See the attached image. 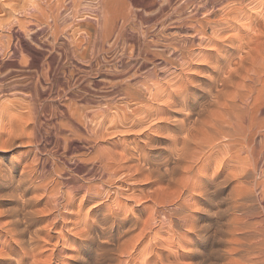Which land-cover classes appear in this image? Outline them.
<instances>
[{
	"label": "rangeland",
	"instance_id": "obj_1",
	"mask_svg": "<svg viewBox=\"0 0 264 264\" xmlns=\"http://www.w3.org/2000/svg\"><path fill=\"white\" fill-rule=\"evenodd\" d=\"M59 1L0 0V103H2V106H0V114L3 113L2 120H4L2 122L0 121V127L2 126L1 128L3 129V127L8 126V122L6 121H9L10 117L15 119L16 116L20 118V116L23 117L26 114L22 122L25 124L27 120L28 130H34L36 133V138H34L33 143H27L29 138H27L28 130H26L24 138H18V141L24 140L25 142L7 151L0 149V156L5 157L4 161H13L15 164H18L17 170L19 172L24 168V165L27 166L34 163L33 157L38 152L41 161L39 170L50 175V185H53L54 180L58 179L61 183L57 189L58 191L60 189H64V191L71 189L74 193L71 196L70 206L66 207L64 204L67 203V196L61 199V201L59 197V202L56 203L48 197L44 189L38 191L39 193L37 194H40V197L37 198L38 200H33L29 203L30 210L34 208L36 212V215L31 218L32 222L29 224V231L24 235L20 234L21 236L14 235L15 238L12 236L13 234L7 233L5 230L8 226L6 223H8L9 217L0 216V264H121L120 259H126L128 256L124 254L120 256L119 244L117 240L115 241L117 236L110 237V232L107 235L109 238L103 236L100 233L101 228L98 227L97 230L93 231L94 238L89 241H83V238L79 235L81 231V223L78 225L80 217L81 219L86 218L88 222L90 221V216L93 214L102 216L109 211L108 209L110 207L120 208L122 206L123 209L121 210L120 208L119 210L128 215L140 208L137 213H141L144 216L143 219H147L151 213L155 214V210L153 211L152 209L155 206L153 202L147 201L143 197L146 194L154 192L155 189L158 191V189L160 190L166 187V185L158 182L155 183L145 178H137L136 180L123 182L125 176H120L111 185L103 183L105 182V177L103 178L104 181L101 180L99 176V162H96L93 156L98 150V147H100L99 145L101 147L109 145L115 152L122 151L126 146L122 140L124 136L129 137L135 133L148 131L146 126L156 121L154 118L149 119L150 122L137 126L134 130L129 131L132 128L129 125L132 120L130 110L136 106V102L134 100L135 103L132 101L126 102V99L121 94L126 83L134 84L144 75V71L152 66V64H146L147 67L145 70H139V65L142 60L136 54L142 42V31L149 27L150 29L148 30L151 35L149 38H155L162 43L165 41H174L177 43L197 42L198 40L197 38H192V31L184 27L181 28L177 23H172L168 19L164 24L154 20V16L158 13L163 0L157 1L153 5L151 4L152 7L149 2L151 0ZM73 1L80 2L74 3ZM171 1V4L168 7L165 6L158 16L168 15L172 12V9L179 5H184V7L190 6L187 5L188 3L183 4L186 3L183 0ZM195 1L197 4H201L205 0ZM262 5L253 9L255 12L257 11L256 13L252 10V17L254 13L256 15L261 12L262 8H264V4ZM33 6L37 9H34ZM190 10V8L185 9V16L188 17L190 15ZM54 11L55 15H58L57 19L54 17L55 15L53 16ZM102 13L115 26L114 33L108 39L104 38L99 33L100 31H96L99 28V23L104 19L105 15L103 16ZM219 13L220 10L216 11L215 15L212 16L213 19H216L215 17L218 18L219 16H216V14L219 15ZM122 14H128L130 16V22L125 26L121 17ZM202 15L204 16V14H199V17H202ZM146 17L148 23L144 22ZM248 24H240L244 27L242 28L240 25L236 26L235 23H232L234 28L236 27V30L239 28L238 35L242 37L247 33L244 31L241 33L240 30L248 29ZM257 25L259 26V23ZM257 25L255 26L257 27ZM231 28L228 31H232L231 33L235 34L237 31ZM119 29L122 31V34L117 39L120 33H118ZM197 49L196 52H198ZM14 50L17 51V54ZM50 62L53 65L51 69L49 68V71L48 67L50 66L48 63ZM157 62L161 63V61ZM159 67H161L159 68L160 71L164 68L163 64ZM46 72H49L47 76H45ZM30 107H34V112H36L32 116L33 120L29 116ZM99 110H104L102 113L104 112L107 118L102 117L101 114L98 115L101 112ZM95 111H98V113ZM93 112L94 114L92 116ZM96 113L99 117L95 115ZM262 113L259 114L264 116V113ZM121 115H125L126 118H122ZM37 121L40 122L38 123ZM97 121L99 122V126L101 123L107 122L103 124L106 129L109 125L110 129L106 130L104 127L101 129L102 133L105 132V135L101 134L102 138L104 135L103 139H101L98 133L99 126ZM60 122H67L69 125L72 124L74 128L69 129ZM91 130L93 131L91 132ZM89 135H92V137L90 138ZM99 138L100 140H98ZM89 139L91 141H88ZM92 139H94V142ZM222 139L225 140L224 138ZM222 139L218 142L225 144V141L223 142ZM262 139H264V136ZM222 143L220 144L223 145ZM89 152L90 154H88ZM89 156H92L91 159ZM221 156L222 154L219 157H210L209 161L207 160L203 166L205 167L203 168L205 171H202L206 175H212L215 172L213 175L215 176L217 174L216 178L218 181L223 180L226 174L233 173L231 170L234 171L235 165L232 163L237 165L236 162L228 159L229 157L227 156L228 161L221 160ZM263 157L264 145L261 148L260 159L257 164L259 166L256 165L253 167V171L251 170L252 175H250L252 177L249 175L250 183L255 187L250 192L252 194L249 202L252 201L255 204L246 202L248 203L249 211L245 218L246 220L249 219L248 224L250 225L247 224L249 227L244 228L246 232L244 229H241V232L237 233V230L233 227L234 225H240L242 227L240 222L244 221V215L240 213L242 211L234 213L235 211L231 209L233 208V203L230 201V196H227L230 195L229 193L232 191L233 186L240 184L238 186L240 187L244 181V179L234 176V178L232 177L233 180L230 178L220 185L216 193L217 198H214V203L210 206L211 211L202 212L201 215L197 214L196 222L198 223V231L190 232L185 243H183V240L180 241L181 246H178V253L182 257V264H197L200 259L204 261V264H233L228 261L240 257L238 252L235 251L236 254L234 253L232 250L233 247L242 249L240 251L241 254H246L245 249L249 250L247 255H251L250 257L248 255L250 259H255L256 257V259L261 258L262 264H264V199H259L262 198L261 185L264 183V166H261L264 164ZM24 162L26 163L24 164ZM56 163L58 164L55 165ZM60 168H62L61 171ZM235 169L237 173L238 169ZM237 178L240 179V183H238L239 179ZM88 181H91L90 183H93L95 186L101 187V192L103 191L100 195L89 198V201H87V193L84 196L85 191L79 188V185L81 186ZM254 183H256L257 187ZM251 184L250 186H252ZM119 187L126 196L121 194V198L116 202V193L114 191ZM124 187H127L129 190ZM2 192L5 194L7 190ZM34 192L36 194L37 191H30L28 195H34ZM130 193L133 195L134 193L136 194L134 196L135 198H133L134 200H127V196ZM137 196H139L138 199L136 198ZM140 197H142L141 200H139ZM186 197V209L183 214L179 213L174 221L170 223L164 222V225L157 217L151 220V229L149 231L151 235L148 233L149 236L144 239V242L135 251L133 255L134 260L131 264H141L144 254L143 256L142 254L140 255L141 250L139 251V249L153 242L151 240L152 235L159 234L157 237L165 240V245L169 244L168 246L175 247V249L178 248L176 246L179 244V240L184 233H187L186 231L188 229L185 225L183 226L184 222L182 219L184 216L191 215V212H195L194 203L198 199V197H192L193 199H191L188 195ZM1 198L0 209L3 210L10 205V202L6 196L5 198ZM89 209L90 211H95L88 217V215L86 216V210ZM237 214H241V216H236ZM236 217H240L241 219L239 218L238 220ZM6 219L7 222H5ZM140 223L142 224L136 230L123 234L121 243L134 234L137 235V231H141L140 228H142L143 222L141 221ZM249 228L252 230H249ZM30 231L32 233L37 231V236L36 234L35 236L33 234L31 235ZM198 235H200L201 253L193 257L189 255L188 251L190 246L187 242L189 239H194ZM29 236L34 237V244L30 241ZM27 239H29V242ZM21 240L25 242L22 245L18 242ZM252 253H255L259 257L254 256V254L252 255Z\"/></svg>",
	"mask_w": 264,
	"mask_h": 264
},
{
	"label": "bare ground",
	"instance_id": "obj_2",
	"mask_svg": "<svg viewBox=\"0 0 264 264\" xmlns=\"http://www.w3.org/2000/svg\"><path fill=\"white\" fill-rule=\"evenodd\" d=\"M157 1L160 0L149 1L150 6ZM171 2V0L162 1L158 13L154 16V20L163 24L167 19L172 23H177L181 28L184 27L192 31V38H197L198 41L177 43L174 41L166 42L164 40L165 42L162 43L155 38H149L151 36L148 30L150 29L149 27L142 31V42L140 43V48L136 54L137 57L142 60L139 65V70H145L147 67L146 64H152V66L149 69H146L144 75L134 84L131 85L126 83L121 94L123 98L126 99V102H136H134L136 106L130 110L132 120L129 125L132 128H130L129 131L134 130L137 126L150 122L149 119L154 118L156 121H153L146 126L148 131L135 133L129 137L124 136L122 140L126 146L122 151L115 152L109 145H104L105 147L99 145L100 147H98V150L96 149L97 151H94L95 155H92L93 159L96 162H99V176L101 177V180L105 177V182L103 183L111 185L115 183L116 179L120 176H125L123 182H129V180H136L137 178H145L155 183L158 182L165 184L166 187H163L160 190L158 189V191L155 189L152 193L148 192L149 194H146L143 197L147 201L154 203L155 207L152 209L153 211L155 210V214H148L149 217L143 219L144 216L141 213H137L140 208L128 215L121 212L123 209L122 206H120L121 210L116 206L117 208L110 207V209H108L109 211L107 210L108 212L102 216L91 215L95 210H86V216L88 215L89 217L91 215L90 221L87 222L86 218L81 219L80 216L78 221V225L81 223V231L79 235L83 238V241H89L94 238L93 231L97 230L98 227L101 228L100 233H102L103 236L108 237L107 235L109 232L110 237L117 236L115 241L117 240V243L119 244L118 249L121 253L120 256L122 254L128 256L126 259H120L121 264H131L134 260L133 255L135 251L138 250V247L144 242V239L149 236L148 233H150L149 231L151 229V220H154L155 217H157L162 224H164V222L170 223L174 221L179 213L183 214L186 209L185 199L188 195L191 199L194 197H198V199H196L197 201L194 203L195 210L193 209L196 214H194L195 212H191V215L184 216L182 219L184 222L183 226L185 225L188 229L186 231L187 233H184L183 236L181 235L182 237L180 236L181 239L176 247L181 246L180 241L182 240L183 243H185L190 232L198 231L196 216L201 215L202 212L211 211L210 206L214 203L213 200L216 197L220 185L228 179L232 177L234 178V176H238L239 178L244 179V181L243 183L241 181L242 185L240 187H238L240 184L233 186L232 191L229 193L230 195L227 196H230V201L233 203V208H231L235 211L233 212L236 213L237 211H242L240 213H243L244 221L240 222L242 227L240 225H234L233 227L238 233L241 232V229L243 230L250 226L248 224L249 219L247 218L248 220H246L245 218L249 211L247 206L248 203L246 202H249L252 194L250 192L252 188L254 189L255 187L250 183L249 175H252L251 170L253 171V167L258 164L261 148L264 145V139H262L264 136V116L260 115L262 111H264V8H262L261 12L258 11L260 13L256 15L254 14L257 11L255 12L253 9L264 4V0H205L201 4H197L195 0H183V2H186L183 4L188 3L187 5L190 6L184 7V5H179L172 9V12L168 15L158 16L161 14L163 8L165 6L168 7ZM186 8L191 9V13L188 17L184 14ZM34 9L37 8L34 7ZM218 10H220L221 14H216V16L219 17L213 19L212 16H214ZM252 10L255 12L253 17L251 15V12H253ZM199 14H204V16L202 15V17H199ZM54 15L55 11L53 16ZM104 15L105 14H103V16ZM57 16L58 15H55L54 17L57 19ZM121 17L124 26L130 22V16L128 14H122ZM147 21L146 17L144 22L148 23ZM232 23H235L236 26L249 23V30L247 28H245V30L240 28L241 33L244 31L247 33V36H239V28L236 30V27L234 28ZM257 23H259V26ZM231 25L238 33L235 31L236 33L232 34V31H228L231 28ZM241 25L240 27H242ZM255 25H257V27ZM96 31H100L99 33H101L104 38L108 39L114 33L115 26L105 15L103 21L99 23V28H97ZM118 33L117 39L121 37L122 31L119 29ZM196 49L198 52H196ZM52 60L54 59L52 58ZM156 61H161V63H156ZM48 64L50 66L48 69H51L53 65L52 62ZM161 64L164 66L162 71L159 69L161 68L159 67ZM48 73L49 72H46L45 76H47ZM0 104V106H2V103ZM34 107H30L29 113L32 120L33 114L36 113L34 112ZM99 111L101 112L98 115L101 114L102 117L107 116L104 112L102 113L104 110ZM95 112L98 113V111ZM97 113L95 115H97ZM93 114L94 112L92 113V116ZM2 115L3 113L0 114L1 122L4 121L2 120ZM25 115L26 114H24L23 117L20 116V118L16 116L15 119L10 117L9 121H6L8 122V126L3 127V129L1 128L2 126L0 127V149L7 151L25 142L24 140L18 141V138H24L26 130L29 129L26 124L27 120L25 121V124L22 122ZM122 118H126V116L124 115ZM104 123L106 124L107 122ZM104 123H101L99 126L98 122L99 128H97L100 136L105 133L101 132L102 127L106 129L105 125L103 126ZM61 124L69 129L74 128L72 124L69 125L67 122H62ZM108 129H110L109 125L106 130ZM31 131L28 130L27 138H29V140L27 143L32 144L34 138H36V133L34 130ZM92 131L93 130H91V132ZM92 135H89L90 138ZM103 138L101 136V139ZM220 139H222L223 142L225 141V144L220 142L223 144L221 145L218 142ZM70 140L68 141L70 142ZM93 140L94 139H92V141ZM98 140H100V138ZM88 141H91V139ZM90 152L88 154H90ZM220 154H222L220 158L221 160L225 161L227 160V157H229L228 159L236 162L237 165L235 163L232 164L235 165V168H237L238 171L236 173V169L233 167L234 171L231 170L233 172L232 174L225 173L226 175L224 176V179L218 181L216 178L217 174L215 176L213 175L215 172L212 175L204 174L203 172L205 170H203V168L205 167L203 166L207 160L209 161L210 157H219ZM66 156L68 155L66 154ZM4 158L5 157L2 156L0 159V198H5V196L8 197L10 205L3 210L0 209V216L9 217V221L6 223L8 226L5 229L7 233L13 234L12 236H19L20 234L24 235L29 231V224L32 222L31 218L36 215L34 208L33 210H30L29 203L33 200H38L37 198L40 197V194L37 193L42 189H44L48 197L53 199L56 203L59 202V197L61 201V199H64L67 196V203L64 205L66 207L70 206L73 190L70 189L64 191V189H60L58 191L57 189L61 184L58 179L54 180L55 182H53V185H50V175L39 170V164L41 161L38 152L35 153V157H33L34 159L32 158L34 163H30L31 165H27V163V166L24 165V168L19 172L17 170L18 164H15L13 161H4ZM25 163L26 162H24V164ZM60 165L61 164H59V166ZM261 166H264V164ZM61 169L62 168H60V171ZM239 181L240 179L238 180V183H240ZM90 182L91 181L86 183L83 182L84 184L81 183L82 185H79L80 190L85 191L84 196H86L87 193V201H89V198L92 196H98L103 192H101V187L95 186ZM250 184L253 187L250 186ZM254 184L257 187L256 183ZM4 190H7L5 194L2 192ZM169 190L172 191L170 192ZM30 191L37 192L36 194L34 192V195H28V192ZM114 192L116 193V202L121 198V194L126 196L120 187ZM131 193L127 196V200L135 198L134 196L136 194L134 193L133 195ZM261 194L262 198H259L260 200L264 199V183L261 185ZM138 197L139 196L136 198L138 199ZM141 199L142 197H140L139 200ZM249 203L253 202L251 201ZM189 206H187V208H189ZM241 214H237L236 216H241ZM239 218L236 217L238 220ZM141 221L143 222L142 228H140L141 231H137V235L134 234L121 243V240H123V234L139 228L140 224H142L140 223ZM5 222H7V219ZM247 224L249 226H247ZM245 230L246 229H244V231ZM249 230L252 229L249 228ZM30 233L31 235L33 234V236H35V234L37 236L38 232L34 231L32 233L30 231ZM30 233L28 234L30 235ZM33 236H29L30 238L28 237L32 243ZM157 236H159V234L152 235L153 238L151 237V240L153 242L143 246L142 249H139V251L141 250L140 255L142 254L143 256L144 254L141 264H182V257H180V253H178L179 247L175 249V247L168 246L169 244L165 245V240L158 238ZM29 239H27L28 242ZM199 241L200 235L196 236L194 239H189L187 242L190 246L188 251L190 256L194 257L201 253V242ZM18 242L21 245L25 243L23 240ZM232 250L234 253L235 251L238 252L240 257L238 259L233 258L234 260L230 258L231 261L228 262H232L233 264L263 263L261 258L256 259V257L255 259H250L249 257L251 255L248 254V257L247 253H249V250L247 249L244 250L246 251V254L240 253L242 249L233 247ZM253 254L254 256H258L256 255L257 252L256 254L252 253V255ZM202 261L203 260L200 259L199 262L197 261V264H204V261Z\"/></svg>",
	"mask_w": 264,
	"mask_h": 264
}]
</instances>
